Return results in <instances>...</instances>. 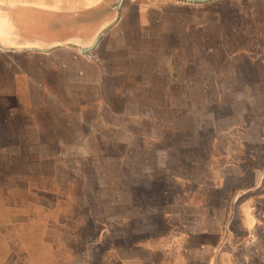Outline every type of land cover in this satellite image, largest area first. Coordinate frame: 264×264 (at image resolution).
I'll list each match as a JSON object with an SVG mask.
<instances>
[{"label": "crops", "instance_id": "0c3cea01", "mask_svg": "<svg viewBox=\"0 0 264 264\" xmlns=\"http://www.w3.org/2000/svg\"><path fill=\"white\" fill-rule=\"evenodd\" d=\"M108 1L10 0L13 4L5 14L8 18L0 20V35L4 39L5 33L8 38V41L5 39L8 44L2 45L12 49L0 53V114H5L0 117V129L5 135L0 143L25 150L23 154L15 153V168L5 169L8 175H1L10 181L11 188L0 192V248L7 250L6 257H0V264H18V253L22 264H32L35 248L54 243L50 235L56 227L75 224L76 219L82 227L89 221L91 215L85 214L87 208L93 213L92 220L102 222L96 218L98 202H101L99 206L109 208L123 203L124 198L118 194L124 197L137 184L122 179L126 172L123 166L135 163L140 169L136 178L143 180L153 177L151 160L157 165L158 192L172 193L171 199L175 201H169V206L165 205L169 199L157 203V252L131 250L140 254L137 257L120 252L116 264H226L221 253L227 245L221 240L225 239L222 231L229 217V203L211 219L208 208L178 204V193L187 190L188 184L194 181L199 183L196 186L202 192L201 187L219 186L226 175L242 177L248 169L255 172L254 176H262L264 170L241 162L264 155L263 148L255 153L254 148L247 151L238 146H264V129L260 136H255L253 115L247 114L248 118L241 117L246 121L245 126L234 127L241 130V136L232 140L224 136L230 126H223L208 114L207 104L194 113L189 97L196 94L190 93L186 81L196 85L197 75L191 80L183 75L170 77L169 83L166 78L162 79L165 71L162 74L157 67H165L167 60L163 52L157 59V31L160 36L169 34L171 41L169 47L166 43V48L175 53L170 52V58L176 63L212 66L207 69L213 72L212 76L197 82L199 95H209L213 88L214 96H223L226 88H221V81L224 84L234 81L243 87L246 86L243 81H256L249 90L264 91V0H219L204 6L185 5L193 8L191 13L171 7L164 10L156 1L154 4L149 1L151 7H147L145 1L143 4L139 0H120L121 9L115 22L113 11L98 20L96 8ZM56 13L60 17L77 16L78 21L70 26L49 24L47 21ZM110 23L113 24L104 36L96 38L100 29ZM51 28L62 34L58 36L59 43H50L55 40L47 35ZM74 38L77 43L69 44ZM90 47L92 51L83 56L81 51ZM194 48L201 49V61L195 62L193 53L189 57L183 55V50L189 52ZM179 49L182 52L177 54ZM157 80L165 81L163 85L170 90H157ZM181 82L185 99L180 108L170 107L171 136L163 137L160 129L157 131V154L150 159V152L146 150L149 142L134 132L131 134L130 115L152 111L153 106L146 109L142 98L166 95L172 86ZM251 95H248V106L264 110V102L256 105ZM170 96H174L173 92ZM212 103L216 110L224 106L216 101ZM22 116L32 119L28 121ZM158 121L157 128L161 127ZM165 140L168 141L163 144ZM231 143L235 147L226 149ZM214 160L221 168L216 173L218 179L211 180ZM189 162L192 167L184 169L183 164ZM128 177L134 178L135 174ZM17 178L23 185L18 184ZM0 187L1 191L6 189ZM99 189L101 195L97 193ZM21 190L24 198L16 195ZM77 206L84 213L78 212ZM15 210L25 212L26 216L14 215ZM47 219L48 225L42 232L33 224L40 225V221L42 224ZM104 220L114 221L109 215ZM204 225L220 242L218 247L210 248L209 255L199 257L202 241L198 237ZM65 234L69 235L68 242L75 235L68 230ZM249 234L251 239L253 232ZM228 236L236 247H242L235 242L234 234L228 233ZM120 237L123 240L125 235ZM60 239L64 247L65 240ZM104 241H107L106 233ZM236 250L230 249L232 254ZM68 253L73 258L76 256L72 249Z\"/></svg>", "mask_w": 264, "mask_h": 264}, {"label": "rangeland", "instance_id": "374dc122", "mask_svg": "<svg viewBox=\"0 0 264 264\" xmlns=\"http://www.w3.org/2000/svg\"><path fill=\"white\" fill-rule=\"evenodd\" d=\"M149 1L152 4L157 2L158 6H164V10H168V8L171 7L186 10L190 13L193 11V8L191 7H185V5H183L184 7L176 6L173 5L174 2H169L166 0H139V3H145L147 7H151V5H148ZM120 2V0H109L106 5L103 4L102 6L97 7V19L100 20L105 15L110 14L113 11L115 22L119 17L116 16V14H118L121 9ZM66 3H68V1H66ZM11 4H13V2H10V0H0L1 21L7 20L8 17L5 16V14H7V10L8 8H10L9 5ZM203 8H209V6H205ZM146 10H148V8ZM50 11L51 13H53V10ZM57 14L58 13H56L55 15H51V18L47 22H49V24L54 23L70 26L71 24L74 25L75 22L78 21L77 16L68 15L60 17L57 16ZM112 24L110 23L109 25L100 29L96 38L103 37L104 34L111 28ZM159 34L160 32L157 31V59L162 56V54L160 53L163 52L165 53L163 57H165L167 60L165 67H157H160L159 69L161 70L162 74L163 71H165V75H162V79L166 78V83H169L170 80H172L170 79V77L176 78L177 76L183 75L191 80L192 77H195V75H197L196 83L194 82L196 85H192L191 81H186V86H188L190 88L189 90H191L190 93L192 94L194 92L196 95H198H190L189 97L190 101H192V105L195 107L193 112L195 113L196 110L201 111L203 109V106L207 104L206 110L209 111L208 114L211 113L217 121H220L218 123L224 124L223 126H227V128L228 126H230V129L227 130L226 135L224 136H227L232 140H235L236 138L241 136V130H236L234 127H240L242 125L245 126L244 123L246 121L242 120L241 117L246 116L248 118V115H253L251 117V120L255 122H253L252 125L257 128V130L254 132V135L260 136V131L264 129V110H262V107L256 106L252 109L250 106H248L250 104L248 95H251L249 93L253 94L251 95V97L252 99H254L256 105L264 102V98L261 97L264 94V91L258 90V88L249 90L252 87V84L256 81H243L244 83H246V86L244 87L234 81H226L225 84L223 81H221V88H226L225 90H223V96H214V91L212 90L213 88H211V90L209 91V95L201 96L199 95V84L197 82L200 79H209V77L212 76L213 72L207 70L208 68L211 69L212 66L203 64L185 65L176 63V60L174 58H170L171 55H174L175 53L167 49L171 41V38H169L168 36L169 34L167 36L166 34H163L161 36ZM4 35V39L1 37L2 34L0 35V53L4 50H12L2 45V43L8 44L5 42V39L8 41L7 34L4 33ZM47 35L50 39H55L50 42L51 44H56L61 41L58 36L62 34H59L58 31H54L53 28H51V31L47 32ZM76 39L77 38L72 39L71 43L69 44L77 43ZM175 41L176 40H174V42ZM166 43L168 45L167 48ZM91 48L92 47L83 49L81 51V54L86 57V55H88L89 52L92 51ZM195 49L196 48H194L192 51L190 50L189 52L185 49L183 50V55L189 57L191 53H193L194 61H201V49ZM180 51L182 52V49L177 50L176 53L179 54ZM169 59L173 60V62L171 61L172 63H169ZM158 81L161 83H159ZM164 82L165 81L157 80V82L155 83V87L157 88V90L159 89L160 92L164 90H170L169 86L167 88L163 85ZM182 84L183 83L181 82L178 83L175 87L172 86L171 91L166 92V95L164 94L158 96V94L156 97L148 96L146 98H142L143 103L146 105V109L150 110L149 106H153L152 111L139 114L132 112L130 115L131 117L130 120H128V124L130 125V127H132L131 134L134 132V134L141 136L142 139H146V141L149 142V145L151 144L150 146H146V150L148 149V152H150V159H154L157 154H155V152H157V131H159L160 129V133L162 132L163 137L171 136L172 124L170 122L173 116H171L170 107L175 105L180 108L182 102L184 101L185 97L182 96ZM157 90L155 91L157 92ZM169 92H173L174 96L171 97ZM167 93H169V95H167ZM212 101L219 102L224 106L219 110H216V105H212L214 104L212 103ZM201 115L202 113L200 114V116ZM1 116H5V114H0V117ZM136 116H141V119H137ZM22 117L26 118V116ZM8 119L9 118H7V120ZM30 119L32 118H26V120L28 121H30ZM49 119L50 118H48L46 121H48ZM157 119L159 120V123L161 122V127L158 126V128ZM234 122L242 124H236V126L234 125ZM205 126H207V124H205ZM2 131L3 130L0 129V140H2V138L5 136ZM167 141L168 140H165L163 141L164 143H162L165 144L167 143ZM233 147H235V145L232 143L225 146L226 149H232ZM238 147H240L242 150L247 151L250 148H254L255 150H253V152L255 153L260 152L262 148L264 150L263 145L250 146L241 144ZM17 152H21L23 154L25 150L18 148V146L16 145L10 146L0 143V186L6 188L2 189V191L0 190V192L11 188L10 181H8L5 177H2L1 175H8L7 172L4 171L5 169L9 170L11 168H15L13 159L17 158V154L15 155V153ZM256 157L257 159H248V162L241 163L243 165L251 163L252 167L264 170V155H256ZM149 163L151 164L153 177L144 178L143 180L142 178H136V174L140 169L137 168L135 163H132L131 165H124L123 170L126 171L125 174L128 175L124 176V174L122 176V179L124 178L125 180L134 181L133 183L135 184L137 182V184L134 185L135 188L132 189L130 193L124 194V197L122 194H118L119 196H122L121 198H124V200H122L123 203L119 202L109 208L99 206V204L101 205V202H98V205L96 206V218L100 219L102 222H96L92 220L93 213H91V209L87 208L85 214L90 213L91 218L87 223L83 224L82 227H79V225L77 224L79 222L78 219L75 220V224L56 227V229L54 230L55 233L53 231V235H50L52 238H54V243H51L49 245L43 243L37 248H35L36 246L34 247L35 250L32 257V264H116V260L120 259V252L122 254H126L127 256L132 255L133 257H137L140 254L131 253V250L132 252L137 251L140 253L141 251H147L153 252L155 254L157 252V203H163L169 199L167 201L168 203L165 204L169 206V201L173 199H171L172 193L163 195L158 192L156 168L157 165L154 160L149 161ZM183 167L184 169H186L187 167L191 168L192 163H184ZM220 168L221 167L219 165V162L217 160H214L210 168L211 180L218 179L216 173ZM195 170L197 171V169ZM245 173V176L242 177L226 175L219 186H210L208 188L206 186H203L201 187L203 189L202 192L200 191V187L196 186L199 183L197 184V181H194L195 183L193 182L188 184L187 190H182V192L178 193L177 197L178 204L181 203L182 206L187 205L189 207L196 208L203 206L204 210L208 208L209 216L211 219H214L218 216L217 210L221 209L224 204L229 203V217L225 225H223L225 229L222 231L225 239L221 240L225 241L227 245L224 251L221 253L226 261V264H264V226H256L257 223L264 224V174H262V176H259V174H256V176H254L255 172L249 169ZM134 174V178L128 177L129 175ZM17 179L18 181H20L18 182V184L23 185L21 180L19 178ZM113 179L114 178L110 180ZM199 179L200 177L198 178V180ZM133 183L131 182V184ZM21 191L22 192L16 193V195L24 198V190ZM97 193L101 195L100 189ZM94 195L95 193H93V196ZM116 195L117 194H115V196ZM57 201L59 203V200ZM161 206H163V204ZM81 209L78 207L77 211L84 213V209ZM58 210H60V207H58ZM14 215H17L18 217H24L26 216V213H22V211L18 212V210H15ZM105 215H109V218H112V220L114 221H112L111 223L106 222L104 220ZM120 215H123L121 219H116ZM47 221L48 219L42 224L40 221V225H37L35 222H33V224L40 227L42 232L44 226L48 225ZM0 224L2 223L0 222ZM211 225L212 223L210 224V227L212 228ZM178 228L179 227H177V229ZM65 230L73 231L75 233V235L72 237V241L68 242L66 240L69 235L65 234ZM250 232H253L251 239L249 234ZM105 233L107 236V241L102 242V238ZM228 233L234 234L236 238L235 242L242 245V247H236L231 242V237L228 236ZM57 234L59 235L58 238L56 237ZM123 234L125 235V237H122L123 240H121L120 236ZM199 235H201L198 237V239L202 241V248H198V254L199 257H206L211 252L210 248L213 249V246L214 248H216V246L218 247L220 241H218V236L214 235L205 225L203 232ZM60 238H62V240H65L64 247L61 246L62 244ZM229 242L231 243L229 244ZM69 249H72V251L75 252L76 256H74V258L68 253ZM95 249H97L96 252ZM230 249L238 250H236V252L232 254ZM38 250L39 252L36 253ZM6 251V248H0L1 258L6 257ZM15 251L18 252L17 249H15ZM103 251L105 252L106 257L102 255ZM18 257V264H22L23 260H21L22 256L20 255V253H18ZM110 257L111 261H109Z\"/></svg>", "mask_w": 264, "mask_h": 264}, {"label": "water", "instance_id": "95a60500", "mask_svg": "<svg viewBox=\"0 0 264 264\" xmlns=\"http://www.w3.org/2000/svg\"><path fill=\"white\" fill-rule=\"evenodd\" d=\"M166 1L174 2V3L182 4V5L202 6V5L215 3L219 0H166ZM120 3H122V1ZM85 51H88V50H85Z\"/></svg>", "mask_w": 264, "mask_h": 264}]
</instances>
